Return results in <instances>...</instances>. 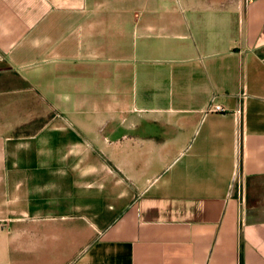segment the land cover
Segmentation results:
<instances>
[{"label":"crops","instance_id":"1","mask_svg":"<svg viewBox=\"0 0 264 264\" xmlns=\"http://www.w3.org/2000/svg\"><path fill=\"white\" fill-rule=\"evenodd\" d=\"M0 264H264V0H0Z\"/></svg>","mask_w":264,"mask_h":264},{"label":"built area","instance_id":"2","mask_svg":"<svg viewBox=\"0 0 264 264\" xmlns=\"http://www.w3.org/2000/svg\"><path fill=\"white\" fill-rule=\"evenodd\" d=\"M208 112H210V113H224L225 109L221 105L214 104L208 108Z\"/></svg>","mask_w":264,"mask_h":264}]
</instances>
